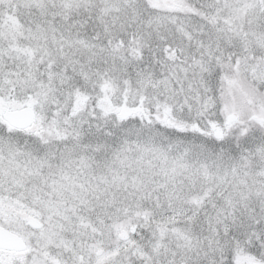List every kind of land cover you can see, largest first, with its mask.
Listing matches in <instances>:
<instances>
[{
  "label": "snow or ice",
  "instance_id": "snow-or-ice-1",
  "mask_svg": "<svg viewBox=\"0 0 264 264\" xmlns=\"http://www.w3.org/2000/svg\"><path fill=\"white\" fill-rule=\"evenodd\" d=\"M0 264H264V0H0Z\"/></svg>",
  "mask_w": 264,
  "mask_h": 264
}]
</instances>
